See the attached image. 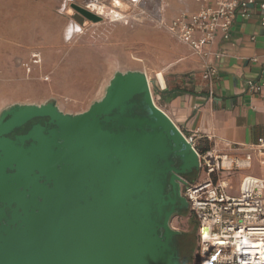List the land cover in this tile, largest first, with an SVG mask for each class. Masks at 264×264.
Returning a JSON list of instances; mask_svg holds the SVG:
<instances>
[{
    "label": "water",
    "instance_id": "water-1",
    "mask_svg": "<svg viewBox=\"0 0 264 264\" xmlns=\"http://www.w3.org/2000/svg\"><path fill=\"white\" fill-rule=\"evenodd\" d=\"M111 0L105 4L123 12ZM91 6V7H90ZM71 3L79 25L104 17ZM199 156L139 70L80 113L55 99L0 112V264H187L172 217Z\"/></svg>",
    "mask_w": 264,
    "mask_h": 264
},
{
    "label": "crops",
    "instance_id": "crops-1",
    "mask_svg": "<svg viewBox=\"0 0 264 264\" xmlns=\"http://www.w3.org/2000/svg\"><path fill=\"white\" fill-rule=\"evenodd\" d=\"M150 2L155 3L153 0ZM259 2L264 0H257ZM48 4L47 0H0V76L6 74L7 81H15V77L21 72V68L15 64L17 57L23 60L22 68L30 73L32 67L28 71L24 64H31V50L34 47H44V65L54 82H64L68 87L79 86L84 81L81 69H63V62L58 59L56 49L59 47L61 27L52 14L48 13V9H52V5ZM197 8L195 0H159L151 12L169 21L181 11L193 12ZM263 14L264 11L255 5L250 15H238L232 25L230 37L225 39L218 33L215 42L209 47L220 56L212 54L207 59L194 53L175 35L148 17L135 20L130 14L128 23L122 19L116 21L125 25L123 29L131 33L128 38L131 41L143 36L141 28L135 27L137 25L152 23L164 29L161 34L157 30L149 32L154 42L149 54L155 57L160 54V50L154 45L161 37L160 41L168 47L173 61L170 64L172 72L179 79L170 84L162 76L163 82L158 79L157 96L164 108L159 107L185 134H194L201 149L215 146L230 157L241 159L251 154L249 166H245L247 172L242 175L236 193L231 192L234 187L229 183L228 192L231 195L239 194L243 177L252 175L264 178V171L254 169L255 165L264 167V163L259 154L250 149L251 145L264 139V86L257 92L248 90V81L264 78ZM48 18L53 23H48ZM52 29L54 32H51ZM117 38L115 48H121L125 45V39ZM105 46L107 47L103 44L102 48L105 49ZM49 48L54 49L48 52ZM107 58L108 64L113 62L120 66L118 58L114 61H111L113 59L110 56ZM206 64L217 70L210 79L203 77ZM110 70H113L111 79L122 69ZM48 79L51 80L50 75Z\"/></svg>",
    "mask_w": 264,
    "mask_h": 264
},
{
    "label": "built area",
    "instance_id": "built-area-1",
    "mask_svg": "<svg viewBox=\"0 0 264 264\" xmlns=\"http://www.w3.org/2000/svg\"><path fill=\"white\" fill-rule=\"evenodd\" d=\"M128 1L131 9L135 7L133 19H152L205 59L212 54L220 56L209 47L218 33L225 39L230 37L238 15H250L255 5L264 11V2L257 3V0H195L197 10L181 11L165 21L143 8L148 0ZM115 3L121 4L119 1ZM109 15L112 21L122 19L128 23L131 19L130 12L115 8ZM261 19L264 25V14ZM40 56V52H35L31 64H24L28 71L33 63L40 62ZM216 71L214 66L206 64L203 77L210 79ZM45 78L48 79V76ZM263 86L264 78L248 81L250 92H257ZM184 135L198 153L200 172L208 176L195 183L186 180L181 184V194L187 199L188 210L198 227L197 258L193 264H264V178L252 175L243 177L239 194L231 195L228 180L212 177L225 167L249 166L251 154L241 159L230 157L215 146L201 149L194 134ZM250 149L255 150L264 163V139L251 145Z\"/></svg>",
    "mask_w": 264,
    "mask_h": 264
},
{
    "label": "rangeland",
    "instance_id": "rangeland-1",
    "mask_svg": "<svg viewBox=\"0 0 264 264\" xmlns=\"http://www.w3.org/2000/svg\"><path fill=\"white\" fill-rule=\"evenodd\" d=\"M47 1L49 3L48 5H52V9H48V13L52 14L57 25L61 27L58 36H61L58 40L59 47L56 49L58 59L60 58L62 60L63 69H81L80 71L83 72L82 78H84V81L82 80L79 86L76 87H68L64 82H54L53 77L49 74V71L44 65V47H41L42 49L34 47L31 50L29 59H31L35 52H40L41 56L39 63H33L30 73L22 68L23 60L17 57L15 59V64L17 67L21 68V72L15 77V81L13 83L7 81L6 74L0 76V112L14 103L42 104L49 99H55L60 109L64 112H83L87 110L94 101L100 100L104 96L109 79L113 73V70L110 69L114 68L122 69L118 71L139 70L145 72L148 75L156 104L164 108L163 102L159 100L157 96L158 79L160 78L162 82L164 79L168 84L178 81L179 79L177 74L172 72L171 65L173 61L170 52L168 53V47L164 45L162 40L160 41L161 37H159L158 43L154 45L158 47L160 54L158 56L156 55L157 57L149 54L154 43L150 38L149 32L157 30L161 34V32H164V29L152 23L137 25L135 27L141 28L143 36L141 39L137 37L131 41L128 40L131 33L123 29L125 25L110 19L111 16L109 13L113 10L114 5L107 4L106 7L105 2L111 0ZM123 1L125 3L121 2L120 6L123 7V9H128L130 2L128 0ZM153 1L155 2L154 4H151L149 0L143 7L148 10L149 14L152 13V8L156 6L159 0ZM71 3H76L86 8L95 4L94 10H100L99 12L102 13L104 18L98 22L87 21L83 26L79 25L71 16L72 12H74ZM134 9L132 7V9L128 11L131 16H135ZM47 22L49 23L52 21L48 18ZM51 32L54 31L51 30ZM47 33L49 35V31H47ZM117 37L122 40L125 39V45L121 48H115V44L118 43ZM103 44L107 45L105 49L102 48ZM165 44L167 45V43ZM169 47L171 49L172 44ZM53 49L54 48H49L48 52ZM108 56L113 59L111 61L118 58L121 62L119 64L120 66H118V63L115 64L113 62L108 64V62H106ZM94 61L96 62L95 64L93 63ZM108 66H110V71L108 70ZM159 73L161 75H159ZM47 75H50L51 80H45ZM13 93L19 94L13 95ZM224 165L226 166L227 164ZM254 169L260 172L264 171V167L259 165H255ZM246 172L247 169L245 167L237 168L233 166L230 169L225 167L224 170L212 175V177L214 179L221 178L229 180L230 185L234 187L231 192L236 193L240 179ZM207 177V174L200 172V170H194L190 174L185 175L186 180L190 183H195ZM171 226L181 231L183 234H181L182 236L180 239L178 236L180 258L187 259V264H193L197 258L198 227L189 210H185L183 214H175L171 219Z\"/></svg>",
    "mask_w": 264,
    "mask_h": 264
},
{
    "label": "trees",
    "instance_id": "trees-1",
    "mask_svg": "<svg viewBox=\"0 0 264 264\" xmlns=\"http://www.w3.org/2000/svg\"><path fill=\"white\" fill-rule=\"evenodd\" d=\"M208 147H209V146H208ZM208 147H206V148H208ZM206 148H205V149H206ZM183 213H184V211H183ZM194 221H195V219H194ZM195 222H196V221H195ZM182 235H183V234H182ZM182 235H179V239H180V237H181Z\"/></svg>",
    "mask_w": 264,
    "mask_h": 264
},
{
    "label": "bare ground",
    "instance_id": "bare-ground-1",
    "mask_svg": "<svg viewBox=\"0 0 264 264\" xmlns=\"http://www.w3.org/2000/svg\"><path fill=\"white\" fill-rule=\"evenodd\" d=\"M118 5V4H117ZM99 6V5H98ZM101 7V6H100ZM100 11V10H99ZM109 16V15H108ZM123 21V20H122ZM52 31H54V29H52ZM225 164H227V161H225Z\"/></svg>",
    "mask_w": 264,
    "mask_h": 264
},
{
    "label": "flooded vegetation",
    "instance_id": "flooded-vegetation-1",
    "mask_svg": "<svg viewBox=\"0 0 264 264\" xmlns=\"http://www.w3.org/2000/svg\"><path fill=\"white\" fill-rule=\"evenodd\" d=\"M119 5V4H118ZM73 13V12H72ZM186 179V178H185ZM180 214H183V211L182 212H180Z\"/></svg>",
    "mask_w": 264,
    "mask_h": 264
},
{
    "label": "snow or ice",
    "instance_id": "snow-or-ice-1",
    "mask_svg": "<svg viewBox=\"0 0 264 264\" xmlns=\"http://www.w3.org/2000/svg\"><path fill=\"white\" fill-rule=\"evenodd\" d=\"M213 259H215V257H213Z\"/></svg>",
    "mask_w": 264,
    "mask_h": 264
}]
</instances>
